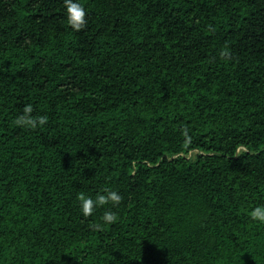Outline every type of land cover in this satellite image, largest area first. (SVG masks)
I'll use <instances>...</instances> for the list:
<instances>
[{
    "label": "trees",
    "instance_id": "obj_1",
    "mask_svg": "<svg viewBox=\"0 0 264 264\" xmlns=\"http://www.w3.org/2000/svg\"><path fill=\"white\" fill-rule=\"evenodd\" d=\"M80 3L0 0V264H264V0Z\"/></svg>",
    "mask_w": 264,
    "mask_h": 264
},
{
    "label": "clouds",
    "instance_id": "obj_2",
    "mask_svg": "<svg viewBox=\"0 0 264 264\" xmlns=\"http://www.w3.org/2000/svg\"><path fill=\"white\" fill-rule=\"evenodd\" d=\"M65 6V16L67 24L73 31L82 30L87 24V11L85 7L80 3V0H63ZM226 53H222L224 55ZM33 111L32 104H26L22 113L16 118L18 125L28 126L35 128L38 125H43L47 122L48 117L41 115L38 119L34 118L31 113ZM79 208L84 217L93 215L97 208L104 205L111 204L112 207L103 212L101 220L103 223L97 224V228H102L109 224L116 222L117 212L112 210L120 204L123 197L119 191L111 188L104 187L98 191L95 196L87 195L84 192H79L78 197ZM249 216L254 222L264 223V203L255 205L250 211Z\"/></svg>",
    "mask_w": 264,
    "mask_h": 264
}]
</instances>
